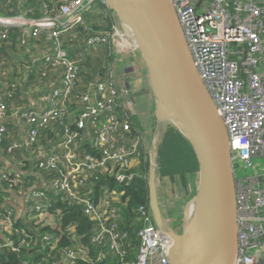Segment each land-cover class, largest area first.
Masks as SVG:
<instances>
[{"label":"built area","instance_id":"1","mask_svg":"<svg viewBox=\"0 0 264 264\" xmlns=\"http://www.w3.org/2000/svg\"><path fill=\"white\" fill-rule=\"evenodd\" d=\"M171 1L200 78L229 137L237 201L236 264H264V0ZM87 12L109 14L110 10L105 0H44L37 19L25 18L21 13L0 17V48L7 39V27L22 29V46L46 33L48 44L41 46L36 64L40 66V76L48 77L43 85L52 88L47 92L38 85L31 87L25 93L26 107L10 111L0 95V146L9 134L2 123L10 119L18 126L16 138L6 149L7 155L0 149V237L19 232L16 221L24 219L27 211L38 213L41 224L35 216H29L33 227L54 226L61 212L55 209L50 213V201L52 197H61L68 204L80 205L83 213L96 223L92 242L101 245L108 241L110 251L122 258L126 251L122 248L124 235L117 232L115 224L118 214L108 198L98 204L91 201L92 190L87 188V182L97 172L122 182L125 175L119 171L137 164L141 143L139 137L130 136V122L125 114L140 117L147 112L148 106L136 96L144 90L142 84L147 75L137 69L134 59L138 53L116 20L109 33L92 34L85 40L86 53L100 45H111L115 58L107 79H95L82 86L83 90L79 88L77 63L68 58L61 36L83 24ZM114 71L119 93L112 83ZM9 86L0 84V91ZM78 89L81 91L75 96ZM72 103L77 106L73 123L64 125L61 134L58 130L56 141L41 143L47 124L72 115ZM83 145H88L93 154L82 153ZM19 149L24 151L22 160L14 156ZM254 159L260 162L253 164ZM247 169H252V173L244 176ZM53 174L55 177H44ZM30 176L33 183L26 187L25 179ZM158 182L160 185L157 177L159 189ZM112 194L116 197L115 192ZM16 197L21 199L20 208L14 202ZM138 213L141 226L136 232V257L121 264H169L170 238L157 229L149 208L141 206ZM163 214L170 226L180 227L177 220L182 218ZM47 218L50 221L42 223ZM29 222L26 220L24 225ZM21 234L24 239L20 245L29 248L33 238ZM50 238L44 236V240ZM59 240L57 237L51 245L56 246ZM74 242V248L60 250L59 262L46 264L86 261L80 242L77 238ZM1 247L17 251L13 240L7 237Z\"/></svg>","mask_w":264,"mask_h":264},{"label":"trees","instance_id":"2","mask_svg":"<svg viewBox=\"0 0 264 264\" xmlns=\"http://www.w3.org/2000/svg\"><path fill=\"white\" fill-rule=\"evenodd\" d=\"M44 0H0V17H10L22 14L28 19H37L41 16L42 3ZM116 23V18L110 11L109 14H102L96 12H87L84 16V22L76 26L71 31L61 36V43L63 49L66 51L70 60L77 63L79 88L83 90L84 85L89 82H94L95 79L104 81L109 75L110 64L114 60V53L111 45H100L96 50H90L86 53L85 40L88 36L97 33H109L112 26ZM7 39L1 43L0 48V84L13 86L12 89L6 87L0 91L2 102L6 104L8 111L20 106L26 107L25 92L35 85H38L43 91H50L48 86H44L42 82H47V78L41 77L39 73L40 66L37 60L41 54L35 49H28L29 45H40L44 47L48 44L46 33H41L36 39H30L28 45H20L22 39V29L20 27H7ZM57 85V83L55 84ZM81 89L76 91L77 96ZM8 94H11L8 96ZM71 116L62 117L51 121L47 124V129L42 131L40 138L41 143H51L57 140V133L60 134L64 125H71L75 119L77 106L71 104L69 106ZM130 122L131 137H139L140 148L138 153L137 164L123 171H119L125 175L122 182L115 180L113 176L105 175L97 172L87 182V188L91 189V201L98 204L101 200L108 198L111 208H115L118 214L116 228L119 234L124 235L122 239V248L126 253L121 258L114 252L110 251L108 241H104L101 245L94 244L92 238L94 236V228L96 223L91 221L82 210L80 205H71L64 201L61 197L53 198L50 201V212L59 209L61 212V219L54 226H32L33 221L29 216L34 217L35 213L27 211L24 219H18L15 228L19 232L4 234L0 237V244L7 237L13 240L16 252L10 251L7 248H0V264H46L47 262H56L58 256L61 254V249L74 248L76 245L71 241L67 235L69 229L74 228L75 234L80 238V244L86 253V261L76 259L72 264H121V261L135 260L136 253L139 247V240L136 236L137 230L141 226L139 221L140 214L139 207L148 206V169L150 164V133H158V142L155 147V164L156 175L158 178H168L176 195H182L183 201H187L192 195L188 193L190 183L195 190V185L192 181L197 178V163L194 153L185 139V137L170 123L155 121L152 109L149 115L150 126L142 127V121L137 114L126 113ZM9 131L2 142L0 149L3 154H6V149L16 138L15 132L17 124L13 122L2 123ZM11 127H14L15 132ZM12 133L13 138L11 136ZM39 140V139H38ZM82 153L93 154L88 145H83L80 148ZM24 151L21 149L14 152V156L22 160L21 156ZM27 165V163H25ZM1 165V161H0ZM117 170V169H116ZM115 170V171H116ZM45 178L55 177L53 175H44ZM27 181L26 187L33 183L30 177L25 179ZM18 187H13V190ZM193 190V195L195 191ZM116 193L113 195L112 193ZM116 199L111 200L110 198ZM33 205V204H31ZM29 205V206H31ZM32 212V213H31ZM29 224L24 225L26 220ZM174 229H179L173 227ZM30 235L33 240L29 248L20 245V241L24 239L21 234ZM51 236L50 240H44V236ZM57 237L60 238L55 249L51 250V242ZM99 254L106 255V259H99Z\"/></svg>","mask_w":264,"mask_h":264},{"label":"water","instance_id":"3","mask_svg":"<svg viewBox=\"0 0 264 264\" xmlns=\"http://www.w3.org/2000/svg\"><path fill=\"white\" fill-rule=\"evenodd\" d=\"M105 4L144 64L155 121L172 124L188 141L197 163L195 193L182 210L179 229H174L158 201L155 147L159 136L155 135L148 206L157 229L171 240L168 263L236 264L237 201L229 137L200 78L172 1L105 0ZM112 83L119 93L116 71Z\"/></svg>","mask_w":264,"mask_h":264},{"label":"rangeland","instance_id":"4","mask_svg":"<svg viewBox=\"0 0 264 264\" xmlns=\"http://www.w3.org/2000/svg\"><path fill=\"white\" fill-rule=\"evenodd\" d=\"M145 82L147 83V81H145ZM142 85L144 88L145 87L144 83ZM150 99L148 96V110H147V112L142 113V115L140 116L141 121H142V127L144 126V128L150 126L149 115H150L151 109H152V99L151 100ZM148 131L150 133L149 150L150 149L152 150L156 134L154 132L151 133V129ZM150 156H151V151H150ZM252 162H253V164H256L257 162H260V161L254 159ZM262 165H263V162H261V166ZM258 169H259V167H258ZM251 173H252V169H247V170H245L244 176H248ZM239 176H242V175L239 174ZM159 180H160L161 184L159 185V182H158V186H159V189L161 192H159L157 189V195H158V201H159L162 213L164 212L166 214V217L171 216V218H173L174 216H176L178 219H181L182 218V210H183L184 206L186 205V203L190 200V198L184 202L182 195H176V193L174 192V189L171 186L168 178H163V179L159 178ZM192 183H193V185H195V188H196V185H197L196 176H195V180H193ZM193 190H194V188L192 187V184L190 183V187L188 190L189 195L191 194L193 196V194H192ZM175 201H178L179 203H176ZM50 213H52V212H50ZM35 218H36V222L38 221L39 224H41L40 221L38 220V213L35 214ZM60 219H61V217H60ZM60 219L57 221V223L60 221ZM49 221L50 220L48 218L43 219L42 223H44V222L48 223ZM177 221H179V225H181V221L180 220H177ZM177 228H179V227H177ZM67 235L70 237L72 242H74V239H76V238L78 239V241H80V238L75 234L74 228L69 229L67 232ZM25 247H27V246H25Z\"/></svg>","mask_w":264,"mask_h":264},{"label":"crops","instance_id":"5","mask_svg":"<svg viewBox=\"0 0 264 264\" xmlns=\"http://www.w3.org/2000/svg\"><path fill=\"white\" fill-rule=\"evenodd\" d=\"M28 49H35L36 52H39V54L41 53V46H40V45H36V44L29 45V48H28ZM134 62H135V64H136L137 69L140 70L144 75H146V69H145V67H144V64H143L141 58H140L138 55L135 57ZM0 77L3 78L2 75H1ZM4 84H5V83H4ZM42 84H46V82H42ZM144 86H145V87H144V90L141 91V92H138L139 94H136V96H137L138 100L142 101L144 104H146V106H148V96H149V99H150V98L152 99V95H151V92H150V88H149V86H148V83H146L145 81H144ZM25 93H26V92H25ZM25 98H26V102H27V99H28V98H27V95H26ZM151 99H150V100H151ZM139 119L141 120V117H139ZM11 122H13V121L10 120V119H6V120H5V123H11ZM143 127H144V126H143ZM11 128H12V130L15 132L14 127H11ZM12 138H13V136H12ZM8 167H9V165H8ZM157 189H158V188H157ZM158 191L161 192L160 189H158ZM20 200H21V199H20L19 197H16L15 200H14L15 204L18 203V207H19V208L22 206ZM18 207H17V209H18ZM18 210H19V209H18ZM94 230H95V228H94ZM94 230H93V231H94ZM51 244H52V243H51ZM50 246H52V247H51V250H53V249L56 248L57 244H56V246H53V245H50ZM83 249H84V248H83ZM85 255H86V253H85ZM60 257H61V255L58 256L57 259H56L55 261H56V262H59V261H60ZM99 259H103V260H105V259H106V255L99 254Z\"/></svg>","mask_w":264,"mask_h":264},{"label":"bare ground","instance_id":"6","mask_svg":"<svg viewBox=\"0 0 264 264\" xmlns=\"http://www.w3.org/2000/svg\"><path fill=\"white\" fill-rule=\"evenodd\" d=\"M129 40V39H128ZM129 43H130V41H129ZM131 44V43H130ZM188 228L191 230V228H192V226H191V224L190 225H188ZM214 259V258H213ZM211 261H209V262H207L206 264H209ZM216 264H219V261L216 263Z\"/></svg>","mask_w":264,"mask_h":264}]
</instances>
